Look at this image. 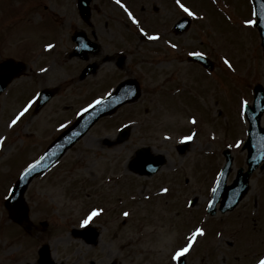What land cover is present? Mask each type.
I'll return each instance as SVG.
<instances>
[{
    "label": "rangeland",
    "instance_id": "1",
    "mask_svg": "<svg viewBox=\"0 0 264 264\" xmlns=\"http://www.w3.org/2000/svg\"><path fill=\"white\" fill-rule=\"evenodd\" d=\"M175 1L91 0L89 24L78 0H0V62L12 57L28 66L0 97V264H28L24 252L33 238L59 245L58 256L75 245L88 251L78 240H65L68 228L82 225L94 210H102L90 221L101 235L92 253L102 261L177 264L175 252L188 243L185 264H257L263 258L264 162L234 210L207 213L225 165L223 150L233 156L228 182L247 166L244 102L252 103L257 84L264 87L260 35L245 23L256 20L254 6L251 0H181L196 15L176 34L169 28L185 12ZM162 30L165 37L150 39ZM77 31L98 44L100 55L89 53L84 61L70 54ZM201 51L215 61L212 71L187 60ZM115 53L123 63L117 57L102 62ZM94 59L98 73L81 78ZM122 77L139 79L140 98L99 120L36 177L25 194L32 221L12 223L3 198L20 172ZM47 86L58 92L36 113V94ZM123 126L130 127L129 137L119 141ZM186 136L193 139L179 152ZM139 148L163 154L166 163L151 176L132 171ZM56 232H62L59 243L47 235Z\"/></svg>",
    "mask_w": 264,
    "mask_h": 264
},
{
    "label": "water",
    "instance_id": "2",
    "mask_svg": "<svg viewBox=\"0 0 264 264\" xmlns=\"http://www.w3.org/2000/svg\"><path fill=\"white\" fill-rule=\"evenodd\" d=\"M89 1L79 0V7L81 13L89 16ZM256 11L258 13V24L263 38L264 45V0H255ZM189 26V23L184 27H177V31L181 32ZM78 54L84 55L89 49L80 48ZM208 68L213 67V62L203 56H196ZM26 69V65L22 61H15L14 59H6L0 63V93L6 89L8 84L17 76H19ZM92 69L89 65L85 70L87 73ZM85 73V72H84ZM134 80L127 81L128 84H135ZM126 82L117 87L115 92L110 94L107 98L100 100V103L94 104L90 109L82 113L78 120L66 129L56 140H54L46 151L20 176L11 194L7 198L6 205L11 209L12 217L22 222L28 218L29 207L25 203L24 194L32 179L40 173H43L54 162L61 158L65 152L72 147L80 138H82L89 129L102 117L113 113L122 104L128 101H134L140 96L139 85L133 86L135 88L127 87ZM53 89L42 90L39 98L36 111H38L54 94ZM245 113L249 121V136L245 146H248L247 163L248 170H239L235 182L226 186V178L231 169L232 157L230 152L226 151L227 164L223 169L219 185L216 189L217 196L224 195L225 199L221 204V209H232L243 198L249 188V181L251 173L264 161V126L261 125V118L264 114V88L261 85L255 87V97L252 105L245 106ZM130 128L126 127L121 130L119 141H124L129 136ZM183 151L184 147H180ZM138 158L131 162L133 171L139 174L152 175L155 173L166 161L162 155L153 156L146 149L141 148L137 152ZM215 197L211 206L214 208L212 213L216 212ZM184 264V259L181 260Z\"/></svg>",
    "mask_w": 264,
    "mask_h": 264
},
{
    "label": "flooded vegetation",
    "instance_id": "3",
    "mask_svg": "<svg viewBox=\"0 0 264 264\" xmlns=\"http://www.w3.org/2000/svg\"><path fill=\"white\" fill-rule=\"evenodd\" d=\"M92 34L94 35L93 32H92ZM96 52L99 53V55H100V52H101L100 47L97 49ZM96 52H93V54H95ZM115 57H117L118 62H120V63L124 62V59H125L124 56L122 54L118 55L117 53L112 54V56L107 55L104 58L105 60L103 59L102 62H107L110 59H114ZM92 62H94V68L96 71L93 74H97L98 73V71H97L98 70L97 60L94 59ZM88 63L89 62H87V64ZM115 84L116 83L110 84L106 88V90L107 91L112 90L114 88ZM60 233H62V232H56L53 235H49V234H47V235L51 238V240L53 242L59 243L60 241H58V239L61 236H58V235H60ZM90 233L91 232L81 233L78 230H74L73 228H71V229L68 228V234H67L68 239H66L65 241L68 244H72L73 240H78V241L82 242L83 245L88 247V251H85L82 253L81 252V248H82L81 245H75V248H73V251L68 250L66 252H63V254L61 256H58L55 254V252L59 250V248H58L59 245L52 246L51 243H49L46 239H41L39 241L35 238L29 239V243H31V240H32V243L27 244L26 250L24 252L30 258L28 264H122L120 262L116 263L113 261H102L100 259H95V257L93 256L92 250L94 249V246H96V244L98 243L100 238H99V236L95 237L94 235H92L94 240H91V238H89ZM34 240L37 242L35 243ZM46 244L50 245L49 249L47 250V249L43 248L41 251V248L44 247ZM68 247L69 246H67V248ZM61 249H65V248L63 247ZM47 252H48V255L51 257V259H53V260L48 261ZM71 253H75V257L73 259L69 260ZM99 258H102V256H100ZM12 264H16V263H12Z\"/></svg>",
    "mask_w": 264,
    "mask_h": 264
},
{
    "label": "snow or ice",
    "instance_id": "4",
    "mask_svg": "<svg viewBox=\"0 0 264 264\" xmlns=\"http://www.w3.org/2000/svg\"><path fill=\"white\" fill-rule=\"evenodd\" d=\"M176 2H177V4L179 5V7L182 8V9L184 10V12L187 13L188 15H191V16H195V15H196V13H195L194 11H192V10L189 9V8H187L183 3H181V0H176ZM133 19L135 20V17H133ZM258 22H259L258 20H251V19L245 21V23L248 24V25H256V24H258ZM179 26H180V27H184L183 24H180ZM140 31H141V32H144L145 30H144L143 28H141ZM150 39H153V40H155V39H159V34H154V35H152V36L150 37ZM169 43L171 44V41H169ZM48 47L51 48V47H53V46L50 44V45H48ZM171 47H173V48H177L178 45H176V44H171ZM192 55L203 56L204 54H203V53H199V52H195V53H192ZM225 62L228 63L229 66H231V62H230V61H227V59H226ZM42 71H43V70H42ZM97 103H100V101H97ZM244 103L247 104V101H245ZM29 106H30V105H29ZM27 111H28V108L26 107L22 112H20V114H19L18 116H16L15 119H13V120L11 121V123H12L13 125H15V124L17 123V121H18V120L24 115V113L27 112ZM193 123H195V120H193ZM184 139H185V140H191V139H193V137H192V136H186V137H184ZM30 167H34V166H30ZM164 191L166 192V191H168V190H167V189H164ZM100 211H102V210H94V211L89 215V217L86 218V219L83 221V224H84V225L89 224V222L92 220V218L95 217L96 215H98V213H99ZM124 215H125V216H128L129 213L125 212ZM196 231H197V233H201V234H202L204 230H203L202 228H199V229H197ZM193 239H194V237H193ZM191 247H192V244H191V243H188L186 246H184V247H182V248H179V249L175 252V254H174V256H173V259L179 261L180 258H181L185 253H187ZM259 264H264V259H261V260L259 261Z\"/></svg>",
    "mask_w": 264,
    "mask_h": 264
}]
</instances>
